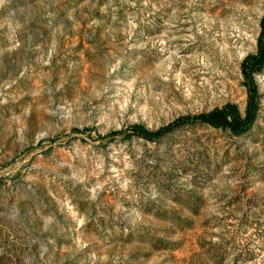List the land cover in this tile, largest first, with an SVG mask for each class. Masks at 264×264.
Segmentation results:
<instances>
[{"label":"rangeland","instance_id":"374dc122","mask_svg":"<svg viewBox=\"0 0 264 264\" xmlns=\"http://www.w3.org/2000/svg\"><path fill=\"white\" fill-rule=\"evenodd\" d=\"M264 0H0V264H264ZM118 131V132H114Z\"/></svg>","mask_w":264,"mask_h":264},{"label":"trees","instance_id":"16d2710c","mask_svg":"<svg viewBox=\"0 0 264 264\" xmlns=\"http://www.w3.org/2000/svg\"><path fill=\"white\" fill-rule=\"evenodd\" d=\"M261 30L258 36V47L255 53L247 55L241 64V70L243 72L245 82L248 88V105L246 116L241 118L237 110L232 105H227L219 108H214L209 112L200 113L194 116H182L169 124L157 128L149 129L139 123H134L129 126V134H136L138 136L154 139L159 137L163 132L168 130L174 125L180 124L184 119L189 120H204L213 125H224L229 124L234 130H241L253 119V115L256 108V86L252 76V72L258 70L264 64V15L260 20ZM118 132V131H114Z\"/></svg>","mask_w":264,"mask_h":264}]
</instances>
